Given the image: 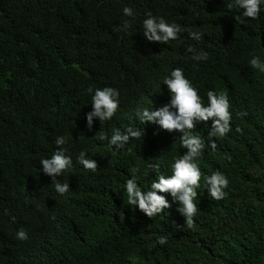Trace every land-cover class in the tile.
<instances>
[{"label": "clouds", "instance_id": "9594fccd", "mask_svg": "<svg viewBox=\"0 0 264 264\" xmlns=\"http://www.w3.org/2000/svg\"><path fill=\"white\" fill-rule=\"evenodd\" d=\"M147 3L157 13L148 12L143 20L147 41L176 40L182 25L188 45L182 43V50L167 56L165 62L141 59L142 70L136 75L140 87L124 99L113 87H89L92 110L86 120L67 139L58 137L57 150L40 161L55 190L66 194L71 207L76 204L82 210L75 217L96 226L102 236H78L79 229L63 225L61 213L56 220L52 217L53 234L33 233L30 250L16 259L17 264H131L135 258L145 264H207L201 237L205 226L218 225L219 218L223 224L251 231L243 228L251 220L250 209L240 210L236 201H226L224 215L215 210L230 184L221 171L206 177L211 201L197 196L203 195L198 156L203 151L206 156L214 154L216 139L232 130L230 101H247L254 89L249 68L264 72V0ZM123 13L133 14L130 7ZM193 16L198 17L195 26ZM218 23L234 27L238 42L208 32ZM128 27L125 22L123 28ZM210 120L203 140L194 129L197 123ZM180 133L185 152L175 149L174 138ZM143 135L151 140L141 158H131L129 146ZM68 169L66 183H61L57 177ZM238 234L252 245L262 240L255 232ZM16 239H29L23 227Z\"/></svg>", "mask_w": 264, "mask_h": 264}, {"label": "trees", "instance_id": "16d2710c", "mask_svg": "<svg viewBox=\"0 0 264 264\" xmlns=\"http://www.w3.org/2000/svg\"><path fill=\"white\" fill-rule=\"evenodd\" d=\"M125 7L132 9L131 16L123 13ZM148 12L157 16L147 0H0V264H17L16 259L30 250L35 231L53 234L61 213L63 225L79 229L78 236L101 238L96 226L75 217L82 210L67 204L66 194L55 190L40 161L51 158L58 137L67 139L86 120L92 110L89 87H113L124 99L140 87L136 75L142 70L141 59L165 62L182 50V43L188 45L179 23L183 31L176 40L147 41L143 20ZM197 21L193 16L194 26ZM125 22L130 27L123 28ZM208 32L235 42L240 37L226 23ZM249 80L254 88L250 98L230 101L232 130L216 139L214 154L203 151L198 156L203 195L197 196L209 197L206 177L221 171L230 184L215 210L224 215L226 201H236L240 210L250 209L251 220L243 228L251 231L219 218L218 225L205 226L201 237L202 249L209 254L203 253L207 264H264V72L250 67ZM241 112L247 115L240 117ZM211 124L199 122L194 131L204 140ZM97 133L95 129L94 136ZM180 135L174 138L175 149L185 152ZM150 140L143 135L129 146V156L141 158ZM68 174L69 169L57 179L66 183ZM21 227L29 235L27 241L16 239ZM248 232L262 240L252 245L238 234ZM131 264L145 263L135 258Z\"/></svg>", "mask_w": 264, "mask_h": 264}]
</instances>
